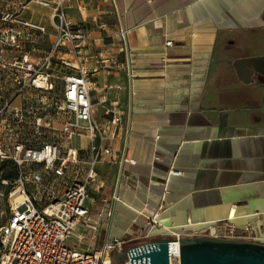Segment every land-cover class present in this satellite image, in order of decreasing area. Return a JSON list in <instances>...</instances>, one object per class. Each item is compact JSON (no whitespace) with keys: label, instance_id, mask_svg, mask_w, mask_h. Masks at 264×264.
Returning <instances> with one entry per match:
<instances>
[{"label":"crops","instance_id":"obj_1","mask_svg":"<svg viewBox=\"0 0 264 264\" xmlns=\"http://www.w3.org/2000/svg\"><path fill=\"white\" fill-rule=\"evenodd\" d=\"M85 5L79 13L77 0L68 2L67 19L84 24L96 46L104 30L127 29L134 74L130 80L118 71L92 75L95 117L103 120L113 106L124 111L126 147L135 161L126 171L136 182L133 189H119L120 201L98 246L112 239L124 240L125 248L138 245L152 220L149 235L165 236L167 228L179 232L227 217L236 227L253 226L264 244V102L245 101L246 81L234 74L248 69L246 61L264 59V0ZM15 7L21 19L46 29L28 46L31 57L40 59L55 36L51 11L33 0H16ZM86 65L95 66L91 59ZM112 144L116 150L122 146ZM100 172L108 182L95 202L112 193L115 167L104 165ZM88 240L89 232L77 227L67 244L85 251Z\"/></svg>","mask_w":264,"mask_h":264},{"label":"built area","instance_id":"obj_2","mask_svg":"<svg viewBox=\"0 0 264 264\" xmlns=\"http://www.w3.org/2000/svg\"><path fill=\"white\" fill-rule=\"evenodd\" d=\"M70 1L33 0L51 11L55 31L50 50L37 60L28 46L46 34L45 27L10 11L0 14V164L9 162L14 168L13 179L0 177V192L7 189L9 209L0 228V264H115L114 256L132 248H125L122 239L97 244L112 221L119 189H133L136 182L126 171L135 161L126 147L124 111L108 108L100 121L91 101L92 75L100 70L134 77L128 30H104L101 45L96 46L84 24L67 19ZM77 1V10L83 13L87 0ZM88 59L94 68L86 65ZM54 67L63 71L53 72ZM114 141L121 142L119 150ZM104 165L115 167L113 189L95 202L93 196L100 195L108 182L100 172ZM231 220L190 225L179 232L167 228L173 241L169 247L177 244L169 248V263H179V238L262 242L253 226L236 227ZM151 222L144 240L156 225ZM77 227L89 232L88 250L67 244ZM118 264H130V258Z\"/></svg>","mask_w":264,"mask_h":264},{"label":"water","instance_id":"obj_3","mask_svg":"<svg viewBox=\"0 0 264 264\" xmlns=\"http://www.w3.org/2000/svg\"><path fill=\"white\" fill-rule=\"evenodd\" d=\"M178 264H264V244L213 237L179 238ZM167 235L149 239L114 256L115 264L128 256L130 264H170Z\"/></svg>","mask_w":264,"mask_h":264},{"label":"flooded vegetation","instance_id":"obj_4","mask_svg":"<svg viewBox=\"0 0 264 264\" xmlns=\"http://www.w3.org/2000/svg\"><path fill=\"white\" fill-rule=\"evenodd\" d=\"M248 69H234V74L239 76L243 83L242 89L245 101H263L264 102V59H255L246 61Z\"/></svg>","mask_w":264,"mask_h":264},{"label":"rangeland","instance_id":"obj_5","mask_svg":"<svg viewBox=\"0 0 264 264\" xmlns=\"http://www.w3.org/2000/svg\"><path fill=\"white\" fill-rule=\"evenodd\" d=\"M15 1L16 0H0V14L4 11H15ZM260 110L264 114V103L261 104ZM14 175V168L13 165L9 162H4L0 164V177L2 179H8V177ZM5 191L0 192V228L5 225L9 218V209H8V202H7V189ZM146 240H142L144 242ZM140 242V243H141Z\"/></svg>","mask_w":264,"mask_h":264},{"label":"bare ground","instance_id":"obj_6","mask_svg":"<svg viewBox=\"0 0 264 264\" xmlns=\"http://www.w3.org/2000/svg\"><path fill=\"white\" fill-rule=\"evenodd\" d=\"M176 247H177V244H171V245H170V248H171V249H175Z\"/></svg>","mask_w":264,"mask_h":264},{"label":"trees","instance_id":"obj_7","mask_svg":"<svg viewBox=\"0 0 264 264\" xmlns=\"http://www.w3.org/2000/svg\"><path fill=\"white\" fill-rule=\"evenodd\" d=\"M13 177H14V175H13V176H10V177H8V179H13Z\"/></svg>","mask_w":264,"mask_h":264}]
</instances>
